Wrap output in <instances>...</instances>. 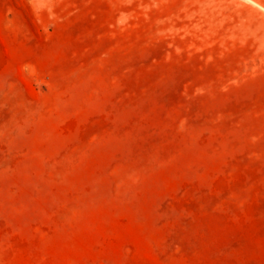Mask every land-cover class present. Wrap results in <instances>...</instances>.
<instances>
[{
    "label": "rangeland",
    "instance_id": "obj_1",
    "mask_svg": "<svg viewBox=\"0 0 264 264\" xmlns=\"http://www.w3.org/2000/svg\"><path fill=\"white\" fill-rule=\"evenodd\" d=\"M0 264H264V0H0Z\"/></svg>",
    "mask_w": 264,
    "mask_h": 264
}]
</instances>
